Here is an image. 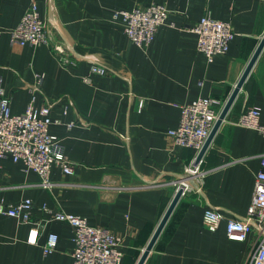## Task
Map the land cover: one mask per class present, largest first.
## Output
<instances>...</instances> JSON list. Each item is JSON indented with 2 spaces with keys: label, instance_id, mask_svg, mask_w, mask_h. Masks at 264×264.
<instances>
[{
  "label": "crops",
  "instance_id": "0c3cea01",
  "mask_svg": "<svg viewBox=\"0 0 264 264\" xmlns=\"http://www.w3.org/2000/svg\"><path fill=\"white\" fill-rule=\"evenodd\" d=\"M31 1L0 0V86L14 114L32 96L35 107L49 104L50 119L60 122L48 132L73 166L71 174L52 166L54 185L45 189L34 170L0 159V200L30 199L31 218L43 224L36 244H30L29 225L0 215V264H72L73 228L46 221L43 205L119 236L121 264H135L175 193L163 183L181 175L195 154L166 133L177 126L181 106L198 97L218 100L220 113L264 34V0H34L54 39L84 59L68 70L45 45L10 43L8 30ZM150 3L163 4L169 14L143 49L111 15ZM207 12L230 22L234 33L227 52L210 61L189 30ZM89 62L107 73L90 74ZM36 75H42L38 84ZM85 75L90 84L83 82ZM249 107L260 108L264 124V46L203 155L201 168L210 172L202 193L179 198L143 264H249L256 237L238 242L225 233L228 218L245 216L264 154V137L236 125ZM69 122L75 125L67 128ZM208 206L223 215L215 231L202 222ZM49 233L57 243L44 254Z\"/></svg>",
  "mask_w": 264,
  "mask_h": 264
},
{
  "label": "built area",
  "instance_id": "2783aa9c",
  "mask_svg": "<svg viewBox=\"0 0 264 264\" xmlns=\"http://www.w3.org/2000/svg\"><path fill=\"white\" fill-rule=\"evenodd\" d=\"M168 10L163 4L150 3L130 10H115L111 18L119 20L123 32L138 47L146 49L153 40L157 29L166 24ZM197 35L196 49L210 61L213 56L225 54L234 33L230 22L213 18L209 12L202 15L197 23L189 29ZM10 43L32 46L45 45L55 56L58 65L65 70L79 66L81 59L61 39H54L46 21L39 15L37 5L31 1L18 23L8 30ZM89 72L105 75L106 68L98 63L89 62ZM42 75H36V84ZM84 83L90 84V76L82 77ZM34 96L22 113L14 114L10 110L9 97L0 86V159L9 157L13 162H21L23 171L34 170L40 177L39 186L45 189L53 187L49 178L52 166H57L64 174L72 173V162L55 147L59 140L48 132L51 123L58 119L49 117V104L34 106ZM218 100L198 97L182 105L180 118L175 128L167 131V136L176 146L195 150L192 161L187 164L181 175L170 179L163 185L174 191H181L180 197L190 193L200 195L204 181L210 169L201 168L203 156L196 161L217 117L215 105ZM143 106V99L138 101V110ZM66 110V106H64ZM260 108L249 107L241 113L236 125L252 128L264 137V124L259 121ZM75 122L66 124L67 128ZM261 168L255 175L253 195L242 218H228L225 224L226 237L232 241L243 242L249 234L256 238V246L249 264H264V154L260 155ZM1 170V165H0ZM32 201L28 198L17 203L0 200V215L15 218L19 223L29 225L27 242L36 244L43 224L31 218ZM48 218L46 221L68 223L73 228L72 264H121V238L107 229L89 225L82 217L61 210L53 211L45 205L41 207ZM223 215L213 207H205L202 222L209 231H215ZM57 235L49 233L42 246L44 254L54 251Z\"/></svg>",
  "mask_w": 264,
  "mask_h": 264
},
{
  "label": "water",
  "instance_id": "95a60500",
  "mask_svg": "<svg viewBox=\"0 0 264 264\" xmlns=\"http://www.w3.org/2000/svg\"><path fill=\"white\" fill-rule=\"evenodd\" d=\"M264 46V34L262 35L259 44L257 46V48L255 49L253 55L251 56L245 70L243 71L241 77L239 78V80L237 81V83L235 84V87L233 89V91L231 92L230 96L228 97L226 103L224 104L223 108L221 109L220 113L218 114V117L206 139V141L204 142L200 152L197 155L196 161H198L205 153L207 147L209 146L214 134L216 133L219 125L221 124V121L223 120L227 110L229 109V107L231 106L232 102L234 101V99L236 98L239 89L243 83V81L245 80L247 74L249 73L251 67L253 66L257 56L259 55L260 51L262 50ZM180 194L181 191L178 190L174 193L172 200L170 201L166 211L164 212L162 218L160 219L158 225L156 226L151 238L149 239L148 243L146 244V246L144 247V249L142 250L137 262L135 264H143L149 254V252L151 251L155 241L157 240L162 228L164 227L172 209L174 208L175 204L177 203V201L180 198Z\"/></svg>",
  "mask_w": 264,
  "mask_h": 264
}]
</instances>
